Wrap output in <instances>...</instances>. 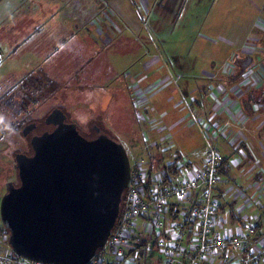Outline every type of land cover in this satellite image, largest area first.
Listing matches in <instances>:
<instances>
[{"label":"rangeland","instance_id":"rangeland-1","mask_svg":"<svg viewBox=\"0 0 264 264\" xmlns=\"http://www.w3.org/2000/svg\"><path fill=\"white\" fill-rule=\"evenodd\" d=\"M236 53L256 59L239 79L232 77ZM263 80L264 0H2L0 113L8 121L13 114L19 119L26 107L39 116L19 132L0 131V200L17 175L15 154L29 153L30 137L45 129V117L54 108L84 137L97 127L121 142L132 153L131 163L147 147L160 157L166 138L172 151L189 155L193 163L205 160L203 134L211 133L203 129V118L218 130L215 147L229 158L228 177H234L219 203L227 205L226 214L258 223L264 234L259 177L245 201V192L236 190L243 185L239 169L248 167L242 151L258 141L264 154V105L250 116L240 104L243 93ZM231 107L236 118L243 116L241 122L221 120L218 112ZM140 117L153 119L152 125L163 123L156 127V140L162 142L157 148L151 147L156 128ZM27 124L35 127L24 136ZM239 152L241 161L234 164ZM259 157L255 168L264 175V155ZM7 246L0 236V256L8 254ZM162 257L151 240L135 264H159Z\"/></svg>","mask_w":264,"mask_h":264},{"label":"water","instance_id":"water-1","mask_svg":"<svg viewBox=\"0 0 264 264\" xmlns=\"http://www.w3.org/2000/svg\"><path fill=\"white\" fill-rule=\"evenodd\" d=\"M52 125L29 140L31 154L14 156L17 182L0 200L8 245L23 258L87 264L102 249L119 216L131 164L121 142L100 133L87 139L54 108ZM35 124L22 128L26 136Z\"/></svg>","mask_w":264,"mask_h":264},{"label":"built area","instance_id":"built-area-1","mask_svg":"<svg viewBox=\"0 0 264 264\" xmlns=\"http://www.w3.org/2000/svg\"><path fill=\"white\" fill-rule=\"evenodd\" d=\"M204 168H184L181 163L182 179L180 185L171 190H153L150 202L161 207L165 199L174 194L179 199L186 197V190L199 189V205L193 206L183 215L180 223L155 220L161 228L156 243L163 257L159 264H264V235L255 232L250 226L248 231L242 224L231 227L227 220L218 217V205L211 197L218 181L217 167L221 156L212 148L206 151ZM186 167V166H185ZM133 186L128 190L124 207L117 223L104 246L105 253L98 255L87 264H135L139 253L138 246H129L127 232L133 235L136 227L135 217L148 215V206L139 198L135 177L131 174ZM202 186V188H200ZM140 230L145 231L144 224ZM0 264H49L32 261L11 252L0 256ZM139 264V263H137Z\"/></svg>","mask_w":264,"mask_h":264},{"label":"trees","instance_id":"trees-1","mask_svg":"<svg viewBox=\"0 0 264 264\" xmlns=\"http://www.w3.org/2000/svg\"><path fill=\"white\" fill-rule=\"evenodd\" d=\"M1 1L2 0H0V2ZM255 60H256L255 57L249 54L246 55H241L239 53L234 54L231 63V66H233L234 69L232 73L233 79H239V77H241V75L244 72H246V70L249 69L255 63ZM240 104H241V108L243 109V111H245L247 115L250 116L254 115L255 113L254 108L264 105V80L259 87L251 88L248 92L243 93V96L240 97ZM38 116L39 115L36 116V113L31 114L30 110L24 107L23 111H21V115L19 116V119H12L14 117L13 114L12 118H10V121L6 120V122H10L12 127L15 129V131L19 132L24 124L32 121L34 122V120L36 121ZM42 120L43 117L38 122H42ZM192 120L196 123V125L200 124L199 121H197V119L196 120L193 119V116H192ZM201 121L203 124V129L211 133L210 137L203 134L205 143H207V148L205 151H207L208 148H212L215 152H217L221 156V162L217 167V171L223 173L228 177L229 169L227 168L229 167V164L228 166H226V164L229 163L228 160L229 158L224 157L222 153L219 150H217L214 144V139L218 136V130L215 129L214 127L213 128L210 127L209 124L203 118H201ZM143 135H144V140L146 142L147 141L146 134L143 133ZM208 139L212 141V144L209 142ZM169 147L170 146L165 145L164 149L161 151L162 155L160 157L156 156L152 152H149L148 151L149 147H147L143 151V154L141 156L137 155L136 156L137 160L134 163H132L131 174L135 177V181H136L135 185L137 192L139 194V198L147 204L148 206L147 212L149 213V216L143 214L135 217L136 227L133 230V235L130 231L127 232V236L130 241L128 242L129 246H133V247L138 246L139 250L146 249L148 246V242L151 240L156 246V243L161 236V233L159 232L161 228L158 226V224L155 223V220L158 221L164 220L166 222L167 219H169L171 222H176L178 224L183 219L184 214H187V212L193 206H197V204L199 205L198 203L199 190L187 189L186 197L184 199H179L176 197V195L172 194L165 199V202L161 207L156 208L157 205L152 206L150 202V195L153 190L156 189L162 191L165 189L171 190L172 188H176L180 185L179 182L182 179V175H180V173L182 172V169L181 167L175 168L173 165H175V163H181V165L184 168H189L190 166H192L191 158L183 157L182 155H180L179 157L175 151H172L171 149L172 147L170 148ZM126 152L128 154L129 160L132 159L130 156L132 153L127 149ZM31 153L32 150L30 149L28 154ZM130 161L132 162V160ZM14 178L15 179L12 180V182L16 184L17 176H15ZM131 185L133 186L132 182H130L128 188L123 193L120 204L119 215L124 207L125 198ZM235 194L237 195V192ZM221 196H222V192L220 191L218 197ZM229 220L241 222V220L237 216H234L232 214H229ZM143 224L146 229L145 231L140 230ZM253 227L256 228L258 231H260L259 229L260 226L258 225V223L253 224ZM0 236H2L3 241L6 240L8 244V231L4 228L3 224L0 225ZM5 249L9 253L11 252L13 255H16L14 252H12L10 248H8V246L5 247ZM102 253H105L104 247L97 252L96 256Z\"/></svg>","mask_w":264,"mask_h":264},{"label":"crops","instance_id":"crops-1","mask_svg":"<svg viewBox=\"0 0 264 264\" xmlns=\"http://www.w3.org/2000/svg\"><path fill=\"white\" fill-rule=\"evenodd\" d=\"M21 6V5H20ZM16 8H17V6H16ZM15 8V9H16ZM231 67V66H230ZM229 69H231V68H229ZM262 106V105H261ZM232 108V107H231ZM167 113H169V112H166V114ZM200 113H203V109H200ZM221 115L222 114V116H221V120H224L225 118H226V120L229 122V124H230V122H231V124H233L234 122H236V123H238V121H240L241 122V118L243 117V116H240L239 118H236V115H235V113H234V109L232 108L231 110H225V111H219L218 112V115ZM171 118V117H170ZM152 120L153 119H150V118H148L147 120H146V122L144 121V120H142L141 119V117H140V121L141 122H145L146 124H149L150 126H153L154 128H156L157 126L158 127H160V126H163V123L162 124H160L159 122H157V123H155L154 125H152L151 124V122H152ZM166 123V122H165ZM226 123V122H225ZM241 123H239L238 125H240ZM264 124V123H263ZM263 124H262V126H263ZM220 125H223V124H220ZM226 126H227V129H229V125H227V124H225ZM261 126V127H262ZM167 128V127H166ZM157 129L158 128H156L155 130H153L154 132H153V135H154V140L155 141H157L156 139H157V137L155 136V134H157L156 132H157ZM168 129V128H167ZM260 131V130H259ZM143 133H144V131H142V136H143ZM152 133V132H151ZM229 139H230V141H231V143L230 144H232V137H230L229 136ZM164 143H166V145H168L169 146V141H167V138H166V140H164ZM155 144V146H152L151 145V147H153V148H157L159 145H161L162 144V142H156V143H154ZM241 145H243V144H241ZM225 149L226 150H229V148H227V145L225 144ZM243 147H245V145L243 146ZM170 148V147H169ZM231 148H232V146H231ZM262 149H263V144H259L258 143V141L256 142V143H252L251 145H247V147L245 148V150L244 151H242V152H245V155H243V157H244V160L245 161H247L246 162V164L248 165V167L247 168H244V167H241L242 169H239V171L241 172V178H242V180H243V185H241L240 186V188L239 189H236V190H239V191H244L245 192V195L243 196V200L245 201V198H246V196H248V194H250V192L252 193V191L250 190L249 191V189H251V187H252V185H253V183H254V180L256 179V178H258L259 177V180H260V183L259 184H261L262 185V188L264 189V175H261L259 172H257V169L255 168L256 166H257V164L259 163V160H260V157H259V155L261 154V155H264L263 153H262ZM232 153L231 154H233L234 152L233 151H231ZM176 154H178V153H176ZM178 156L180 157V155L178 154ZM183 157H189V155H182ZM192 157H194L193 159H195L196 158V155L195 156H192ZM245 157H248V159H246ZM239 158V159H238ZM238 158H236L234 161H233V163L235 164V163H238L239 164V162L241 161L240 160V152H239V157ZM258 158V161H257V163L256 162H254V160L255 159H257ZM244 161V162H245ZM243 162V163H244ZM251 162H253V163H251ZM193 163V162H192ZM242 163V162H241ZM256 163V164H255ZM193 164H195L196 165V167L197 168H202L203 166H202V164H203V158L201 159V160H197V159H195V161H194V163ZM201 164V165H200ZM228 164L229 163H227L226 164V166H228ZM199 165H200V167H199ZM230 168V164H229V167L227 168V169H229ZM230 170V169H229ZM229 170H228V174H229ZM218 173H219V171H218ZM259 173V174H258ZM223 178V179H222ZM225 178V179H224ZM233 180L234 179V177H220V175L218 174V181H217V183L214 185V191H212V193H211V197L213 196V198L215 199V201H216V203H217V205H218V207H219V209H218V217H220L221 218V215L223 214V213H225L226 211V204H220L219 203V200H218V194H219V192L221 191L222 192V196L225 194V192H226V189L227 188H230L231 186H229V180ZM246 182V183H245ZM240 185V184H239ZM200 188H202V186L200 187ZM203 189V188H202ZM199 190V189H198ZM230 190V189H229ZM200 192V191H199ZM262 192H264V190L262 191ZM244 203V202H243ZM229 206H231L232 204L231 203H229L228 204ZM229 214H232V215H234V216H237L240 220H241V222H238V221H230L229 220ZM221 220H223L222 218H221ZM224 220H227V221H229V223H227L226 225H228V224H230V226L231 227H233V228H235L238 224H242L243 226H244V228H245V230H247L248 231V229H249V227L250 226H252V224H246V223H244L243 221H242V219L240 218V216L239 215H236L235 213H233L232 211H230L228 214H226L225 213V218H224ZM260 229V228H259ZM260 232V231H259ZM260 233H262V232H260ZM263 234V233H262ZM264 235V234H263Z\"/></svg>","mask_w":264,"mask_h":264},{"label":"flooded vegetation","instance_id":"flooded-vegetation-1","mask_svg":"<svg viewBox=\"0 0 264 264\" xmlns=\"http://www.w3.org/2000/svg\"><path fill=\"white\" fill-rule=\"evenodd\" d=\"M66 121L67 122H69V120L67 119V116H66ZM33 122V121H32ZM76 124V123H75ZM76 127H77V129H78V126L76 125ZM54 128V126H52V125H46V128L43 130V131H51L52 129ZM42 131V132H43ZM78 131L80 132V130L78 129ZM42 132H40V133H42ZM94 132L95 133H92V134H86V136H85V138H87V139H91V138H94V137H97V135L98 134H100V133H103V134H106L105 132H103L101 129H99V128H97V127H94ZM39 133V134H40ZM82 133V132H81ZM30 134V133H29ZM29 134H27V135H29ZM82 134H85V133H82ZM81 134V135H82ZM36 135H38V134H36ZM84 136V135H83ZM31 138V137H30ZM30 140V139H29ZM132 160V159H131ZM130 164H131V169H132V163L130 162Z\"/></svg>","mask_w":264,"mask_h":264},{"label":"clouds","instance_id":"clouds-1","mask_svg":"<svg viewBox=\"0 0 264 264\" xmlns=\"http://www.w3.org/2000/svg\"><path fill=\"white\" fill-rule=\"evenodd\" d=\"M0 131L6 130L8 132H14L15 129L12 127L10 122H6V117L4 114L0 113Z\"/></svg>","mask_w":264,"mask_h":264}]
</instances>
